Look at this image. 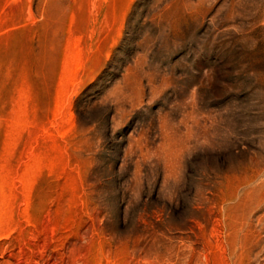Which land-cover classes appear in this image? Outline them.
Returning a JSON list of instances; mask_svg holds the SVG:
<instances>
[{"label":"rangeland","instance_id":"obj_1","mask_svg":"<svg viewBox=\"0 0 264 264\" xmlns=\"http://www.w3.org/2000/svg\"><path fill=\"white\" fill-rule=\"evenodd\" d=\"M0 264H264V0H0Z\"/></svg>","mask_w":264,"mask_h":264}]
</instances>
